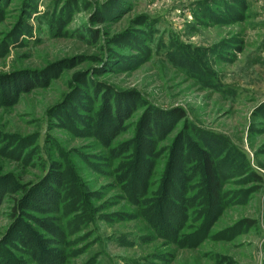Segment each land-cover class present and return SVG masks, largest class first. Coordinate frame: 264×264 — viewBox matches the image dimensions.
Returning a JSON list of instances; mask_svg holds the SVG:
<instances>
[{
  "label": "rangeland",
  "instance_id": "rangeland-1",
  "mask_svg": "<svg viewBox=\"0 0 264 264\" xmlns=\"http://www.w3.org/2000/svg\"><path fill=\"white\" fill-rule=\"evenodd\" d=\"M0 264H264V0H0Z\"/></svg>",
  "mask_w": 264,
  "mask_h": 264
},
{
  "label": "trees",
  "instance_id": "trees-1",
  "mask_svg": "<svg viewBox=\"0 0 264 264\" xmlns=\"http://www.w3.org/2000/svg\"><path fill=\"white\" fill-rule=\"evenodd\" d=\"M194 67V66H193ZM218 145V144H217ZM204 162H205V167H206V171L208 173V175L211 177V178H214L213 177V162L210 161L209 159V156L206 152H204ZM244 153L245 157H246V151L242 152ZM251 176L253 177L254 181L256 183H263V176H261L259 173H257L256 171H251ZM251 223V222H249Z\"/></svg>",
  "mask_w": 264,
  "mask_h": 264
}]
</instances>
